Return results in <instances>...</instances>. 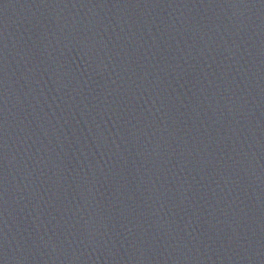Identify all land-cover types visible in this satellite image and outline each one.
<instances>
[{"label":"water","instance_id":"1","mask_svg":"<svg viewBox=\"0 0 264 264\" xmlns=\"http://www.w3.org/2000/svg\"><path fill=\"white\" fill-rule=\"evenodd\" d=\"M0 264H264V0H0Z\"/></svg>","mask_w":264,"mask_h":264}]
</instances>
